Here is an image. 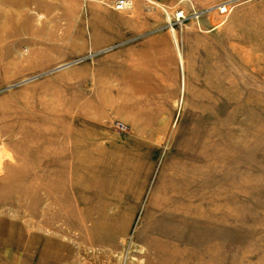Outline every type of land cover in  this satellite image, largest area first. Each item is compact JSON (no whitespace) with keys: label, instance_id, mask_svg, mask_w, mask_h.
I'll return each mask as SVG.
<instances>
[{"label":"rangeland","instance_id":"1","mask_svg":"<svg viewBox=\"0 0 264 264\" xmlns=\"http://www.w3.org/2000/svg\"><path fill=\"white\" fill-rule=\"evenodd\" d=\"M219 1L149 87L105 48L155 4L0 0V264H264V0Z\"/></svg>","mask_w":264,"mask_h":264},{"label":"crops","instance_id":"2","mask_svg":"<svg viewBox=\"0 0 264 264\" xmlns=\"http://www.w3.org/2000/svg\"><path fill=\"white\" fill-rule=\"evenodd\" d=\"M135 6L144 5L143 1L151 2L158 8H150L147 13L134 11L117 23H111L110 28L114 31L112 42L121 38L135 36L138 38L121 43L111 51L112 61L107 65V70L115 74V79H121L122 71L145 80L146 86L165 84L166 75L173 77L176 69L177 57L174 43V33L164 26V10L171 12L178 2L184 12L189 10L192 3L196 9H204L213 4V0H132ZM163 14V15H162ZM113 50V49H110ZM121 73V74H120Z\"/></svg>","mask_w":264,"mask_h":264},{"label":"built area","instance_id":"3","mask_svg":"<svg viewBox=\"0 0 264 264\" xmlns=\"http://www.w3.org/2000/svg\"><path fill=\"white\" fill-rule=\"evenodd\" d=\"M110 2H111L110 3L111 8L119 11L129 9L133 5L132 0H110ZM228 6H229L228 0H224V1H219V3L215 4L213 7L215 12L218 13V15L220 16L227 13L229 9ZM164 9L165 8H163V12L165 15L164 26H166L169 29H172L173 27L180 28L187 18L188 19L194 18L195 19L194 21L197 22L199 16L204 14L205 11H207L208 7L203 10H198V9H194V6L190 4L188 12H184L182 8L178 7L176 10L173 11L171 16H169L167 11H165ZM117 45H120V42H113L112 44H109L107 48H105V50L112 49Z\"/></svg>","mask_w":264,"mask_h":264},{"label":"bare ground","instance_id":"4","mask_svg":"<svg viewBox=\"0 0 264 264\" xmlns=\"http://www.w3.org/2000/svg\"><path fill=\"white\" fill-rule=\"evenodd\" d=\"M173 31V29H171Z\"/></svg>","mask_w":264,"mask_h":264}]
</instances>
